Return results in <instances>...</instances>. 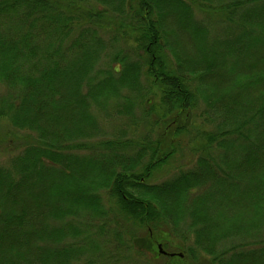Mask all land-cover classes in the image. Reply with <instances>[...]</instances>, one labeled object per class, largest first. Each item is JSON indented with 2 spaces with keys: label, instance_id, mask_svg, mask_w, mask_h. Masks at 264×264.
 I'll return each mask as SVG.
<instances>
[{
  "label": "trees",
  "instance_id": "obj_1",
  "mask_svg": "<svg viewBox=\"0 0 264 264\" xmlns=\"http://www.w3.org/2000/svg\"><path fill=\"white\" fill-rule=\"evenodd\" d=\"M113 1L0 0V152L16 151L0 164V264H96L102 243L264 264V0ZM149 94L166 134L106 137L95 111L124 119ZM202 100L215 126L198 129L195 168L152 182ZM174 235L193 242L171 251Z\"/></svg>",
  "mask_w": 264,
  "mask_h": 264
},
{
  "label": "rangeland",
  "instance_id": "obj_2",
  "mask_svg": "<svg viewBox=\"0 0 264 264\" xmlns=\"http://www.w3.org/2000/svg\"><path fill=\"white\" fill-rule=\"evenodd\" d=\"M121 1V0H120ZM127 0H123L122 7H125ZM102 6L106 7H116L119 4V0H114L112 3H100ZM194 7L195 12V18L199 21H202L205 23V25H208L210 30L213 32H218L219 34H223L224 31H222V28L224 24L220 21V19H215L214 17H210L205 15L203 12H201L196 6ZM218 23V24H217ZM115 26V24H114ZM216 27V28H215ZM217 34V33H215ZM108 37V36H107ZM122 45L123 47L132 45L133 42L130 40V43L127 44L124 41H118L116 45ZM127 44V45H126ZM111 49H109L110 51ZM173 59V57H172ZM106 60V59H105ZM104 60V62H105ZM103 64V61H100V65ZM142 81L144 83L150 84L148 79L146 78V75L142 76ZM147 97H150V104L148 105ZM160 96L149 94L146 96V99L144 102L140 101L139 104L136 105L134 109L133 115H130L128 117H125L124 119L116 118L111 119L108 116H104V112L95 111V113L98 115L100 121L102 119V129L105 131L106 137H117L120 136L122 138H132L136 142H141L144 140L145 137L149 136V138H157L159 137V133H164L165 125L162 119L163 114L165 113V110L163 109V102H161ZM206 103L202 100L200 104L198 105V108L195 109V111L192 113V119L191 124L188 127L189 131L183 133L182 135L178 136L179 144L181 145V149L175 154L173 158L168 161L166 165H164L162 168L158 169L153 176L151 177V181L154 183L162 182L166 179H170L171 177L175 176L180 171H187V170H193L196 166V162L198 157L200 156V148H198V143L195 138L198 134V129L202 126L206 127L207 129H213L214 125L208 124V119L205 118L204 111L206 109ZM202 112L204 116L202 115ZM212 115V113H210ZM208 117V113H207ZM8 120L6 118H2L0 120V129H3L7 125ZM23 134V132L21 133ZM177 140V141H178ZM10 148V151H2L0 152V164H6L11 157H13L16 154L15 152H12L11 146H8ZM194 152V153H193ZM219 150L215 149L213 151V157H215L218 154ZM208 154V153H207ZM218 156V155H217ZM234 200V199H233ZM173 242H170L167 244V248L171 251L176 250L177 246L179 244L189 243L191 244L193 240L189 238L188 240L184 241L179 235H174ZM105 243H102V249L106 251L105 258L101 256V259L107 260L110 263L113 264H163L165 261V258L158 257L154 258L150 253H144L139 252L137 250L128 251L123 248H115L113 245H109L106 243V247L104 245ZM107 256L109 259H107ZM100 257V256H99ZM101 259H97L96 264H101ZM82 262V261H81ZM80 262V263H81ZM191 262V263H190ZM188 264H200L195 261H190ZM202 264H213L211 260L207 261L204 260Z\"/></svg>",
  "mask_w": 264,
  "mask_h": 264
},
{
  "label": "water",
  "instance_id": "obj_3",
  "mask_svg": "<svg viewBox=\"0 0 264 264\" xmlns=\"http://www.w3.org/2000/svg\"><path fill=\"white\" fill-rule=\"evenodd\" d=\"M162 250V249H161Z\"/></svg>",
  "mask_w": 264,
  "mask_h": 264
}]
</instances>
